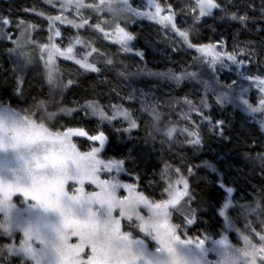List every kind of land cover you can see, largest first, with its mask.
<instances>
[{
  "label": "trees",
  "instance_id": "obj_1",
  "mask_svg": "<svg viewBox=\"0 0 264 264\" xmlns=\"http://www.w3.org/2000/svg\"><path fill=\"white\" fill-rule=\"evenodd\" d=\"M33 1L0 0V15L11 11L7 19L12 25L10 34L13 38L18 37L15 27L22 20L29 27L39 25V30L32 32V40L37 43L40 34L50 35V32L43 27L46 26L44 21L30 6ZM211 2V9L204 11L201 17L200 29L188 36L189 42L199 40L201 44H209L215 38L210 35L213 23L220 33H230L245 42L256 43L258 51L264 47V0H231L229 7L221 0ZM38 3L44 11L49 9L43 2ZM23 6L29 8L28 11L23 10ZM196 16L188 15L192 19ZM136 27L130 29L133 43L139 44L150 33L147 38L160 54L143 52V67L123 73L113 70L115 62L107 56L97 58L89 69L73 60L63 63V59H57L55 63L61 78L57 91L51 89L53 85L47 82L45 68L38 61L24 68L23 89H18L17 80L21 74L15 72L14 57L10 58L8 53V49L15 45L11 41H0V106L27 113L40 101L55 98L59 108L73 110L70 114L59 112L58 108L54 110L60 118L55 131L62 130L61 126L84 127L85 131L88 127L102 128L105 138L93 146L100 147L101 143L100 155L121 166L118 179L135 183L138 192L146 198L157 200L158 196L152 190L166 192V176H171L173 180L183 176L190 191L174 205L170 219L173 224L179 225L187 210L191 209L194 222L182 227L181 234L187 235L193 229L203 227L214 232L226 230L223 225L228 219L234 229L228 231L231 241L236 231L257 244L259 235H264V140L255 115H248L253 124L248 123L250 120L241 119L249 113L238 105L245 106L246 102L249 103L248 98L244 99L242 92L222 82L216 83L214 89L207 87L205 82L190 74L191 70L196 72L194 57L190 56L191 59L178 51L156 26L144 25L139 36L134 34ZM107 34H104L107 43L101 42L102 45L114 47L115 42L107 40ZM95 47L98 48L99 44ZM75 55L76 60L80 55ZM101 55L104 56V53ZM130 56V52L121 55L125 61L131 59ZM185 72L188 75H184ZM176 77L181 78L178 80ZM186 81H189L188 85ZM96 100L105 109L111 105L109 111L113 113L109 115L105 111V119L99 122L96 117L85 116L80 111L85 101L95 103ZM180 108L191 109V116L210 124L213 133L195 120L190 123L196 132L186 131L170 122L169 116H182L178 112ZM244 108L250 109L249 106ZM232 110L237 117H232ZM116 111L127 113V118L117 116ZM217 121L223 122L222 134ZM193 133L198 134L199 144L190 142ZM73 138L87 141V137ZM78 149L87 151L81 144ZM227 200L229 205L222 214ZM131 232L134 237L139 236L136 230ZM2 242L0 238V244Z\"/></svg>",
  "mask_w": 264,
  "mask_h": 264
},
{
  "label": "snow or ice",
  "instance_id": "obj_2",
  "mask_svg": "<svg viewBox=\"0 0 264 264\" xmlns=\"http://www.w3.org/2000/svg\"><path fill=\"white\" fill-rule=\"evenodd\" d=\"M163 3V0H161ZM205 6H201L198 15L202 14V10ZM168 7L157 6L155 11L151 13L154 17L158 18L165 25L175 28V25L170 22L173 21V14L165 17H161L162 11H168ZM65 9H75L80 12L81 9L91 10L95 13L101 15H108L109 11L114 10L119 11L116 7L115 0H99L96 3L93 0L92 3H85V0H63L61 5V11ZM196 16V15H194ZM237 19L236 16L232 17ZM52 22L59 20L61 24L65 23L64 17H54L51 18ZM81 23H74L72 20H68L67 23L72 27H75L77 31L81 27H92L89 24L88 18L81 16ZM99 19V17H96ZM115 19L111 22L103 21L104 27L98 23L96 29H103V33L107 32L113 37H119L124 35L115 31ZM7 26V27H6ZM21 29L20 35L16 38L10 34L11 32V22L9 19L0 15V41H11L14 43L15 47L9 48L8 53L10 58L14 57L15 72L21 74L17 80V88L22 91L23 89V78L22 73L24 68L34 62L35 52L29 53L26 48L32 44V41L27 38V25L21 23L18 25ZM108 29L110 31H105ZM54 36L60 37L61 32L58 29L51 28ZM177 35L183 37V32L177 30ZM50 41L52 37L49 38ZM132 37L126 36L128 44H130ZM77 44H82V47L77 50V54L80 55L79 59L75 60L78 65L85 64L91 67L95 64L97 58L104 59L101 52L98 51L96 47H92L86 41H81L79 35L69 34L67 37L68 47L66 50L62 51L61 47H58L55 43H48L40 47L42 53L41 59H44V55L47 59H44V75L49 84L57 86L61 82L59 75V69L55 63L56 58L64 57L65 59L73 58V42ZM187 44V41H184ZM192 43L196 44L197 47L192 49L197 53H200L202 60H205L209 65L215 66L217 63H233L240 66L245 64L244 58L254 57L255 53L249 50L247 44L243 47H233L231 52L226 50V41L219 40L216 43L201 44L199 40H193ZM86 48H90V51H85ZM125 51H131L127 46L124 47ZM95 53V56H93ZM142 58V53H137ZM91 57V61L89 58ZM244 57V58H240ZM207 58V59H206ZM249 63H252L249 60ZM184 75H188L187 72ZM181 77H176L180 79ZM261 88H264V82L257 81ZM260 108L264 109V96H262L259 102ZM40 108L46 109L50 106H55L58 108L59 112L71 113L73 110H68L64 108H59L55 98L49 100L40 101ZM111 105L109 106V109ZM103 109V110H102ZM105 109L103 105L96 100L95 103H90L85 101L83 105L80 106V111H82L85 116H93L97 118V121H103L105 119V111H108L109 115L113 113ZM9 113L10 118L13 120L14 125L18 124V127H14L12 138L17 142V146L20 143L28 145H42L47 146L46 151L40 156L35 158V162L29 165L25 161L24 172L25 176L21 178L15 175L13 170V178L5 179L0 176V212H6L13 207V198L19 196L24 202H28L29 207L35 211L47 212L54 207H59L64 199L67 197L70 200L80 202L87 197L89 200H95L98 203L106 204L113 210L119 208L120 215L124 216L127 213L128 219L132 220L135 218L139 222V229L141 232L151 234L156 240L158 245L157 251L164 250L168 253H174L176 251L177 243L185 245H194L196 247H202L204 245V239H200L199 236L188 237L186 234L183 236L180 233V229L183 226L192 225L194 222V213L191 209H188L184 218L183 225H177L170 222L169 219V209L171 206L176 205L181 197L186 196L190 191L187 181L180 176L179 179L173 181L171 176H166L167 188L166 191L171 198L162 200L160 202L150 201L141 193L133 194L135 183H122L118 179V175L121 171V166L119 164H113L111 159L102 158L99 154L100 147L90 146V150L87 152H80L75 143H72L73 137H87V141L81 140L82 144L88 142L103 141L105 138V133L102 128L88 127V131L84 130V127H65L61 126L62 130L50 131L43 124H37L36 121L29 115L21 116L20 112L13 110H4ZM117 116H124L127 118V113L116 111ZM49 118L57 116V111H51L48 113ZM202 115V114H201ZM203 118V117H202ZM22 121V123H20ZM222 121H217L216 125L222 134ZM132 125H130L131 127ZM171 134V130L169 132ZM190 142L193 144H199L200 139L198 134H191ZM72 165L73 170L70 169L69 165ZM191 172V169H189ZM135 180V178H134ZM136 181V180H135ZM73 187L71 192H69V184ZM91 186L89 189L86 186ZM177 185H182V189L177 187ZM123 189L129 193L127 196L118 195V190ZM145 205L151 210V217L145 219L142 217L137 210L139 205ZM7 219V217H6ZM64 224L65 232L71 231V236H76L79 238L77 244H69L68 248L71 250V255L78 257V260L73 261V264H93V254L94 248L91 244L87 242V238L81 234L82 226L84 221L79 219H65L62 221ZM0 225L6 226L4 222ZM120 228V218H116V230L119 232ZM129 234H124V238L127 239ZM23 238L19 241L18 246H15L13 250H19L25 254L33 257L35 255V250L32 246V234L28 230H24L22 233ZM61 240L64 239L63 236L59 237ZM69 240L70 237L68 236ZM260 241H264V235H259ZM224 241H221L223 243ZM81 243L84 247L81 249ZM137 244L141 241L137 240ZM246 244H253L246 240ZM90 246V254L86 252V248ZM256 245L253 244V248ZM87 256L85 259L84 257Z\"/></svg>",
  "mask_w": 264,
  "mask_h": 264
},
{
  "label": "rangeland",
  "instance_id": "obj_3",
  "mask_svg": "<svg viewBox=\"0 0 264 264\" xmlns=\"http://www.w3.org/2000/svg\"><path fill=\"white\" fill-rule=\"evenodd\" d=\"M35 1L37 3H35ZM221 1L227 7H229L230 4H232L231 0H221ZM38 2H43L46 6L49 7V9L47 11H44L42 6L39 5ZM92 2L93 0H85V3H92ZM95 2L99 3V0H95ZM62 3L63 0H34L33 2L30 3V6L35 9V12L38 15V17L41 18V21H44V25L46 26L43 27H46L47 30H49L50 32V35L40 34L39 36L40 39L38 38L37 43H35V41L32 40V34H33L32 32L38 31L39 25H32L31 27H29V24H26L27 38L28 40L32 41V44H30L26 48V51H28L29 53H32L33 51L35 52L34 61H38L40 66H44V59H47L46 55H44V59H41V55H42L40 51L41 46L51 42L57 44V46L61 47V50L64 51L68 47V42H67L68 35L73 34V35H79L81 41L88 42L89 44H91L92 47H95L96 44H99L98 47L99 49L97 50L100 51L102 54L106 53L108 59L113 60L115 62L114 63L115 66L113 67V70H120V72L122 71L123 73L126 70L131 71L132 69L135 68H142L143 64L141 61V56L137 55V53L143 54V52L148 51L150 53L160 54L161 52L158 49L154 48L152 43L148 40L147 37L150 36V33H147L146 37L144 36L145 38H143L139 44L133 43V39H134L133 34H132L131 42L130 44H128L126 40V36H131L130 29H132L133 27L137 26L136 27L137 29L134 31V34L135 36H139L141 35L140 33L141 30L144 28V25H153L154 27L155 26L157 27L156 29H158V31L162 36L168 38L174 44V46L178 51L184 52L187 57L190 56L194 57V62H195L194 68H196V72L195 70H191L190 74L197 77L199 80L205 82L204 85L214 89L216 83L222 82L227 86H230V88L242 92L244 94L243 96L244 99L248 98L249 103L246 102L245 106L238 105V107L240 109H245V111L248 112L249 114H244L245 117L243 115H242L243 117L241 116L240 117L241 119L248 122L250 120V117H248V115L250 116L255 115V119L258 120V125L261 128L263 134L262 140H264V109H261L259 105L262 96H264V88H261L257 83V81L264 82V47L262 46V49L258 51L259 47L256 43H252L248 41L245 42L241 40L239 36L231 35L230 33H220L217 29V25L211 23L210 35H213L215 38L214 39L212 38L210 43H216L217 41L222 39L226 41V50L229 52L233 50V47L236 46L243 47L245 44H247L249 50L251 52H254L255 56L249 58L240 57V58H244L245 60V64L243 66L233 63H217L213 67L209 65L205 60L201 59V57L199 56L200 53H197L194 50H192L196 48L197 45L189 42L188 36H190V34L194 30L200 29L199 27L201 25L200 20L202 19L201 18L202 15H204L203 14L204 11L206 12L207 10H210L212 7L213 2H211V0H163V3L161 2V0H115L116 7L119 9V11L117 12L114 10H106L109 11L108 15H101L99 13H95L87 9H81L80 12H77L75 9H65L64 11H61ZM202 5L205 7L202 10V14L198 15L199 9H201ZM157 6L162 7V9L164 7L169 6L168 11H162L160 15L161 17H165L173 14V21L170 23L175 25V28L169 27V25H165L158 18L154 17L151 14L155 11L154 8ZM24 9H27L28 11L29 8L23 6V10ZM178 13L180 14V16L177 17ZM2 14L5 18H9L10 17L9 14H11V11L8 10V13H2ZM195 14H197L196 19H192L188 17V15H195ZM81 16L88 18L89 24L93 26L81 27L79 31H77L75 27H72L67 23L68 20H72L74 23H81V19H80ZM54 17H64L65 23L61 24L59 20L53 23L51 18ZM96 17H99V19H96ZM176 18L178 19L176 20ZM113 19H115L116 21L114 30L119 33H123L124 35H121L119 37H113L107 34L108 35L107 40L109 39L110 41H114L115 46L110 47V46L102 45V43L106 42V39H104V37L106 38V36H104L102 30L96 29L94 27H97L99 23L101 25V28H103L104 27L103 21L111 22ZM21 23L25 24L23 20ZM50 25L51 28L58 29L61 32L60 37L54 36L53 31L50 30ZM15 28H16V34H18L19 36L21 29L19 27H15ZM82 30H84L85 32ZM177 30L179 32H183V37L177 35ZM50 37H52L51 41L49 39ZM185 40L188 43V45L186 44L187 45L186 48L191 53L187 52L185 48V42H184ZM126 44L131 49V51L124 50ZM72 47H73L72 59H65L64 57L61 56L56 58L55 61H57V59H61V60L63 59V63H65V61L67 60L75 61L74 59L76 56L75 54H77V50L82 47V44H77L74 41ZM35 50L38 52H36ZM90 50H91L90 48L85 49V51H90ZM125 52L126 53L130 52L131 59L125 61V59L121 57V55L125 54ZM134 55L137 57H133ZM192 57L190 58L192 59ZM79 58L80 56L78 57V59ZM131 60H135V62L132 63ZM249 60H251L252 63H249ZM80 65H83L82 67L86 69L90 68L88 65L85 64H80ZM64 68L67 69L66 67ZM183 68L184 66H182V69ZM189 81H186V83ZM51 89H53V91H57L59 89V86L58 85L55 87L52 86ZM192 90L193 88L191 89V91ZM141 94L143 93L141 92ZM246 106L247 107L249 106L250 109L244 108ZM4 110H8V109L0 106V111H4ZM233 111L234 110H232V114ZM178 112L179 113L181 112L182 116H180L179 114L174 116H169L170 122L179 125L182 129L186 131L196 132L191 127V123H190L192 120H195L197 121L198 125H203L206 129H208V131L213 133L212 132L213 128L212 126H210V124H204V121L200 120V118L197 119V117L191 116L190 114L191 109L185 110L184 108H180L178 109ZM232 117L235 118L237 117V115L233 114ZM248 123L253 124V121ZM71 139H72V143L76 144L77 149L79 144L83 145L85 147V150L87 151L90 150V146H93L92 142L82 144L78 140V138L77 139L71 138ZM87 151H83V152H87ZM102 158L104 157L102 156ZM113 164L115 165V163ZM0 176H3V178L5 179L12 178L9 175V171L3 168H0ZM121 182L131 184L130 181H121ZM72 187L73 185L70 183L69 188L72 189ZM86 187H88L89 189L91 188L90 185ZM177 187L182 189V185H177ZM152 191L154 194L158 196V198L157 200L148 198L150 201L160 202L162 200L171 198L168 193L166 195L167 191L165 192V190L160 189L158 191L155 190ZM136 193L139 192L135 187L133 194ZM118 195L127 196L129 195V193L121 188L118 190ZM182 198L183 197H181L179 201H181ZM12 203H13V207L10 210L6 212H0V223L4 222V224L6 225L5 227H0V234L4 235V236H0V238L3 239L2 244H0V255L5 254L2 257H0V264H33V261L31 260V257L29 255L25 254L22 251H19L18 249L13 250V248L15 246H18L19 241L23 238L22 229L24 224L28 220L33 218V216L38 212V210L37 211L32 210L29 207L28 202H24L22 198L19 196L14 197ZM228 205H229V201L227 200L224 203V207L221 212L222 214H225ZM173 207L174 205L171 206L169 209V219H170V212L173 209ZM137 210L139 211L140 215L145 219H149L152 215L149 207L143 204L139 205ZM177 222H179V220ZM137 223L139 224L138 221ZM180 224L183 225V221H180L179 225ZM223 227L226 230L219 229V231L217 232H214L204 227L193 229V231L190 234H187V236L188 237L199 236L200 239H204V245L202 247H196L194 245H185V244L177 243V245L175 246L177 252L182 257H184L189 262V264H225L228 258L232 256L238 248L247 247L246 244L247 239L241 236L239 233H236V231H234L236 234L234 233V235H232L233 241L229 239L228 231L234 229L232 223L228 219H225V223ZM129 230L137 231V234L139 236L137 238L136 237L134 238L136 240L141 241L139 245L146 253H148L150 256H154L157 254L158 243L151 234L141 232L140 229L135 227L134 225H130ZM69 233H70L69 235L70 239L68 240V243L77 244L79 242V238L76 236H71V231H69ZM132 235L135 236L133 233ZM181 235L182 238H185L183 237L185 234H181ZM251 238L255 240L254 237L251 236ZM221 241L224 242L221 243ZM90 251L91 248L90 246H88L86 248V252L90 254ZM15 257L18 259H15ZM84 258L86 259L87 256H85Z\"/></svg>",
  "mask_w": 264,
  "mask_h": 264
},
{
  "label": "clouds",
  "instance_id": "obj_4",
  "mask_svg": "<svg viewBox=\"0 0 264 264\" xmlns=\"http://www.w3.org/2000/svg\"><path fill=\"white\" fill-rule=\"evenodd\" d=\"M55 109V106L42 109L38 105H33V109L27 113L19 112L21 116L29 115L37 124H43L50 131H55L59 124V115L53 118H49L48 115ZM18 126L14 125L9 113L0 111V168L8 170L12 178L13 170L15 175L23 178L25 161L31 165L47 148L24 143L17 146L12 136L14 127ZM69 167L75 174L71 164ZM118 217L119 232L116 230ZM65 219L84 221L81 234L94 248L93 264H189L177 250L174 253L161 250L150 256L136 243L137 240L129 230L130 225L139 228L136 219L129 220L126 212L124 216L120 215L119 208L113 210L108 205L89 200L87 197L80 202L66 197L59 207L47 212L38 211L24 224L22 231L28 230L33 237L32 246L35 250V255L31 257L33 264H73V261L79 259L72 256L68 248L67 237L70 233L64 230L62 221ZM124 234H129L127 239L124 238ZM60 236L64 239L61 240ZM257 244L255 248L253 244L238 248L225 264H264V241H258ZM83 247L84 244L81 243L80 248Z\"/></svg>",
  "mask_w": 264,
  "mask_h": 264
}]
</instances>
